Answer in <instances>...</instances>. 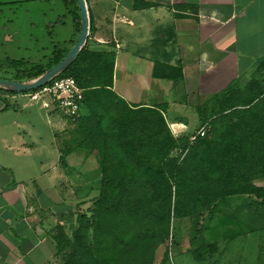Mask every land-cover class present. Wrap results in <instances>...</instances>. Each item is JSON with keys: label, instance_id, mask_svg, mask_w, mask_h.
Masks as SVG:
<instances>
[{"label": "crops", "instance_id": "0c3cea01", "mask_svg": "<svg viewBox=\"0 0 264 264\" xmlns=\"http://www.w3.org/2000/svg\"><path fill=\"white\" fill-rule=\"evenodd\" d=\"M44 2L0 0V60L25 48L20 31L10 30L12 11ZM85 3L89 46L115 54L112 91L128 105L159 107L174 138L194 135L197 107L231 83H246L264 60V0ZM155 64L180 67L181 80L153 78ZM56 111L24 93L0 94V264H60L54 227L69 234L75 205L96 193V159L74 149L75 133L66 132L74 125L59 123ZM43 117L51 141L39 131Z\"/></svg>", "mask_w": 264, "mask_h": 264}, {"label": "trees", "instance_id": "16d2710c", "mask_svg": "<svg viewBox=\"0 0 264 264\" xmlns=\"http://www.w3.org/2000/svg\"><path fill=\"white\" fill-rule=\"evenodd\" d=\"M74 21L78 34L80 19ZM68 52L54 50L44 65L5 80H34ZM114 59V52L93 49L87 40L53 79L72 78L83 90L80 116L70 121L74 149L94 155L97 165L96 193L75 205L69 234L60 224L53 229L60 264H166L174 219L199 233V221H214L230 197L254 199L255 216L264 219V60L246 83H231L197 107L206 132L189 145L188 136L173 137L159 107L128 105L112 91ZM152 77L177 82L182 75L178 66L155 64ZM0 94L14 93L0 88ZM180 150H187L182 158ZM230 219H219L229 240L236 236L229 227L239 221ZM203 247L212 254L217 243L192 252Z\"/></svg>", "mask_w": 264, "mask_h": 264}, {"label": "rangeland", "instance_id": "374dc122", "mask_svg": "<svg viewBox=\"0 0 264 264\" xmlns=\"http://www.w3.org/2000/svg\"><path fill=\"white\" fill-rule=\"evenodd\" d=\"M65 7L62 0H46L42 5L32 4L27 6L26 12L21 7L12 11L10 30L11 32L14 30L20 31L19 37H21L20 40L25 48L9 51L10 58L0 60L1 79H13L20 70L26 71L28 66L44 65L54 50L64 49L69 51L71 49V45L78 36L74 32V17L79 18V11L75 0H72L69 7ZM49 10H52L50 14ZM58 17L59 21L61 20L59 23H57ZM29 35L36 39L37 43L35 41L27 43ZM120 76L121 73L118 71L117 77ZM55 116L59 119V123H62L61 118L63 117L59 111H56ZM64 120L65 124H72L69 120ZM39 131L44 141L53 139V129L47 124L45 117L41 120ZM66 132L69 136H74L75 133V131H69V129ZM59 137L64 139V132L59 133ZM93 195L95 194L90 196ZM227 200L218 208L214 221L209 223L203 220L199 221V226L196 227L199 233L190 232L191 229L189 225H186L185 220L174 219V241L170 242L168 246L166 264H264L262 248L264 246V231L262 229L264 219L255 216L254 210L257 208L258 202L254 199L250 201L245 199L242 202H237L240 205L237 206L236 198L230 197ZM246 203L249 204L248 209ZM241 205H244L245 209ZM257 211L259 212V207ZM234 216L239 221L230 226L228 232L230 231L229 233L236 236L229 240L224 238L228 235L227 232L225 230L221 232L217 226L226 224L220 222V217L227 221ZM214 232H217L218 235L215 236ZM193 236H195V239H192ZM214 242L217 243L215 253L209 254L208 251L204 250L205 247L198 249L196 254L192 252V249L200 244ZM160 256L161 253L157 254L156 262L159 261Z\"/></svg>", "mask_w": 264, "mask_h": 264}, {"label": "built area", "instance_id": "2783aa9c", "mask_svg": "<svg viewBox=\"0 0 264 264\" xmlns=\"http://www.w3.org/2000/svg\"><path fill=\"white\" fill-rule=\"evenodd\" d=\"M82 92L83 90L77 86L72 78H60L24 94L29 101L39 102L45 108L52 106L61 113L64 119L73 122L80 116L83 99ZM205 132L206 128L201 127L194 135L188 138V144L191 145L196 137L204 136ZM186 152L187 150L179 151L181 158Z\"/></svg>", "mask_w": 264, "mask_h": 264}, {"label": "water", "instance_id": "95a60500", "mask_svg": "<svg viewBox=\"0 0 264 264\" xmlns=\"http://www.w3.org/2000/svg\"><path fill=\"white\" fill-rule=\"evenodd\" d=\"M80 18V28L76 41L72 45L69 52L63 57V59L56 64L49 71L42 74L40 77L27 81V82H13L10 80H5L0 78V88L11 93H25L43 85H46L52 81L56 76H58L64 69H66L76 58L79 52L83 49L86 44L88 34H89V18L86 8L85 0H75Z\"/></svg>", "mask_w": 264, "mask_h": 264}]
</instances>
